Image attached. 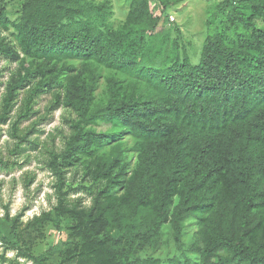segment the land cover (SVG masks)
<instances>
[{
	"label": "trees",
	"instance_id": "trees-1",
	"mask_svg": "<svg viewBox=\"0 0 264 264\" xmlns=\"http://www.w3.org/2000/svg\"><path fill=\"white\" fill-rule=\"evenodd\" d=\"M153 1L128 0L115 24L112 0H24L15 19L0 0V57L19 64L0 139L7 126L11 155L43 147L56 178L52 210L0 219L5 250L34 264H264V0L215 4L197 64L168 13L184 0ZM42 96L47 114L22 128ZM57 110L69 130L42 143ZM73 169L89 204L72 199Z\"/></svg>",
	"mask_w": 264,
	"mask_h": 264
},
{
	"label": "rangeland",
	"instance_id": "rangeland-1",
	"mask_svg": "<svg viewBox=\"0 0 264 264\" xmlns=\"http://www.w3.org/2000/svg\"><path fill=\"white\" fill-rule=\"evenodd\" d=\"M103 1V0H96ZM115 9V24L122 22L127 14L129 7L128 0H112ZM222 0H184L173 9L168 10L170 16L175 18L173 22L177 24L179 31L182 34L183 43L189 52L192 61L198 63L203 42L207 37V20L209 18V10ZM24 0H7L6 6L10 16L15 19L19 15L21 5ZM153 2L156 3L154 0ZM161 16V12L156 13ZM260 27H264V20L258 21ZM218 26V24H217ZM4 36H9V33L0 29ZM178 33L173 32L174 36ZM19 67L17 62L0 57V98L5 91V83L8 81L12 72ZM51 101V96H42L37 100L35 110L39 111L36 117L31 121L22 124V128L30 126L40 116L47 114V106ZM21 102L19 103V106ZM66 113L63 110L52 112L47 120L43 122L38 129L41 131V141L50 142L49 137H56L57 146L62 145V136L60 130H66L63 117ZM14 141L8 134V127H2V137L0 139V149L2 162L0 164V219H6L9 214V221L15 217H20V220L27 222L35 216H39L45 211L52 210L56 203L55 184L56 178L51 173L47 166L46 156L41 154V150H29L24 155H11L9 146L13 145ZM82 172L73 169L68 173L70 182L74 184L72 191V199H82L85 204L90 203V198L87 193L81 189L80 182L82 180ZM53 233V232H51ZM61 235L54 232L52 240L58 241ZM194 241V233L189 231L186 236V242L190 244ZM34 264L31 261L17 256V252L13 250H5V245L0 239V264Z\"/></svg>",
	"mask_w": 264,
	"mask_h": 264
},
{
	"label": "built area",
	"instance_id": "built-area-1",
	"mask_svg": "<svg viewBox=\"0 0 264 264\" xmlns=\"http://www.w3.org/2000/svg\"><path fill=\"white\" fill-rule=\"evenodd\" d=\"M171 20H172V21H174V20H175V18L171 16Z\"/></svg>",
	"mask_w": 264,
	"mask_h": 264
}]
</instances>
